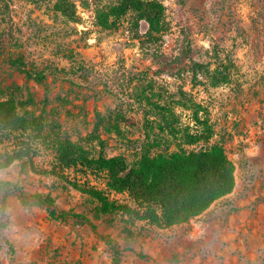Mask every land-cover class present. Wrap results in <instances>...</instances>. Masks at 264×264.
<instances>
[{
    "label": "rangeland",
    "instance_id": "1",
    "mask_svg": "<svg viewBox=\"0 0 264 264\" xmlns=\"http://www.w3.org/2000/svg\"><path fill=\"white\" fill-rule=\"evenodd\" d=\"M59 1L0 0L3 98L27 100L32 93L36 104L28 109L92 156L103 151L132 161L154 138L162 145L155 151H171L184 141L185 128L211 127L209 142L185 147L221 144L235 166V186L198 217L158 228L99 213L83 189L129 198L106 190L103 173L53 175L55 154L39 145L4 169L11 167L13 181L29 194L50 195L59 210L89 221L51 218L45 207L24 206L12 195L8 202L26 210L17 219L21 229L38 238L28 244L6 238L14 261L5 245L0 264H111L108 238L124 250L120 264H264V0H158L168 29L144 47L126 22L114 29L97 24V11L117 0H70L78 20L65 17ZM13 60L43 72L45 84L28 80ZM195 64L202 66L197 74ZM157 105L175 109L177 140L161 131ZM96 124L105 148L88 138ZM12 146L6 140L0 149Z\"/></svg>",
    "mask_w": 264,
    "mask_h": 264
},
{
    "label": "trees",
    "instance_id": "2",
    "mask_svg": "<svg viewBox=\"0 0 264 264\" xmlns=\"http://www.w3.org/2000/svg\"><path fill=\"white\" fill-rule=\"evenodd\" d=\"M58 6L65 17L78 20L70 0H60ZM96 19L103 29L118 28L126 22L132 39H138L141 47L151 40H159L168 29L164 7L158 0H117L109 10H98ZM142 23L146 26L144 32L141 29ZM13 61L16 65L24 64L22 60ZM200 67L195 64V74L201 72ZM18 69L28 80L45 84L46 76L43 72L27 69L24 65L18 66ZM3 96L0 89V144L9 140L13 146L4 151L0 149V168L30 156L39 145L46 146L55 154L57 166L52 171L53 175L61 179L65 170L79 169L87 175L103 173L106 190L125 194L129 198V201H119L96 186L83 189V192L98 202L99 213L118 214L132 221H144L151 226L168 228L198 217L234 189L235 166L221 144L213 143L199 149L185 147L201 141L209 142L211 127L196 128L195 131L185 128L184 141L177 142L176 148L171 151H155V148L162 145L154 138L141 145L132 161L123 155L108 156L103 151L92 156L84 145L68 135L49 130L47 117L36 115L28 109L36 104L32 93L27 100L12 97L4 99ZM156 108L165 124L161 125V131L168 132L177 140L181 131L175 109L165 105H157ZM195 119L197 123L202 122L198 114ZM100 130L99 124H96L88 138L105 148L106 140ZM12 195L18 196L24 206L45 207L51 218H76L80 223L89 221L83 214L59 210L52 196L29 194L16 182L0 186V206L8 203ZM2 228L3 225H0ZM5 245H8L14 261L13 245L6 238L0 237V249ZM107 245L112 251L111 264H120L124 250L110 238L107 239Z\"/></svg>",
    "mask_w": 264,
    "mask_h": 264
},
{
    "label": "clouds",
    "instance_id": "3",
    "mask_svg": "<svg viewBox=\"0 0 264 264\" xmlns=\"http://www.w3.org/2000/svg\"><path fill=\"white\" fill-rule=\"evenodd\" d=\"M15 173L12 168H0V186L13 183ZM26 210L18 201H9L8 203L0 206V237L7 238L14 243L28 244L38 238V234L27 233L21 229L17 222L18 216L23 215Z\"/></svg>",
    "mask_w": 264,
    "mask_h": 264
}]
</instances>
